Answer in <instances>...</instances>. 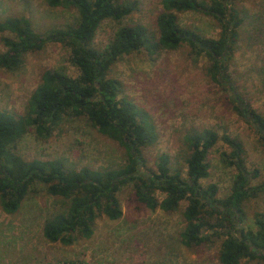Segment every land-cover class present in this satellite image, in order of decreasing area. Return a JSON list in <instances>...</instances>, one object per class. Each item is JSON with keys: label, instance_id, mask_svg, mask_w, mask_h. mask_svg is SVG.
<instances>
[{"label": "rangeland", "instance_id": "374dc122", "mask_svg": "<svg viewBox=\"0 0 264 264\" xmlns=\"http://www.w3.org/2000/svg\"><path fill=\"white\" fill-rule=\"evenodd\" d=\"M137 10L125 17L123 23L139 22L156 35V16L162 9L161 0H137ZM241 17L239 39L228 54L227 72L216 81L209 71L212 59L198 53L189 42L177 48L162 47L156 53L141 49L124 53L111 66L110 74L123 85L129 95L147 111L154 125L156 142L144 151L149 174L157 170L159 152H167L173 161L184 168L181 157L182 137L191 128L213 127L219 136L229 134L241 141L243 157L250 171H258L250 185L264 183V142L251 124L238 112L233 99L241 97L264 116V0H230ZM181 25L209 38H218L220 25L211 15L195 10L175 11ZM26 16L32 27L44 32L74 19L73 8L51 7L46 0H0V19ZM113 19L103 20L95 34V43L105 47L118 28ZM0 52L5 50L1 41ZM64 65L68 73L78 76V68L70 60V50L59 40H49L36 52L26 55L15 71L0 66V109L22 114L31 92L37 87L42 72L49 67ZM17 151L26 157H59L69 167L81 169L120 168L126 164L122 147L99 133L84 119L64 117L43 138L30 130L16 144ZM229 146L221 139L210 149L207 158L210 175L202 180L207 186L216 183L218 197L232 191L238 172L230 165ZM159 197L163 193L158 192ZM123 215L111 220L100 215L90 237H78L65 244L50 241L43 234L46 219L63 208L60 197L47 191V183L38 180L27 195L19 212L6 214L0 208V264H219L218 250L226 235L211 237L205 244L188 248L180 235L185 226L183 210H151L140 203L133 183H125L118 192ZM244 216L238 231H256V218L264 215V190L245 200ZM211 233V231H208ZM240 264H264L259 258L241 260Z\"/></svg>", "mask_w": 264, "mask_h": 264}, {"label": "trees", "instance_id": "16d2710c", "mask_svg": "<svg viewBox=\"0 0 264 264\" xmlns=\"http://www.w3.org/2000/svg\"><path fill=\"white\" fill-rule=\"evenodd\" d=\"M161 2L156 35L142 23H123L138 9L137 0H46L51 7L73 8L76 15L72 21L44 32L35 30L23 15L0 19V33H10L1 37L5 46L0 52L1 67L15 71L28 53L42 49L49 40H59L69 48L70 60L79 70L78 76H72L64 65L46 68L22 114L0 109V208L6 214H16L34 183L46 182L47 191L60 197L64 206L46 219L43 234L50 241L70 244L78 237H90L100 215L111 220L121 218L118 192L123 184L132 182L137 200L151 210L160 207L177 211L182 201H188L180 235L184 246L198 247L211 237L225 234L218 250L219 264H240L248 258L264 262V215L256 218V231L241 230L240 235L227 231H238L245 200L259 189L264 190V183L250 185L258 171L248 170L240 140L229 134L219 136L213 127L191 128L182 137L184 168L169 153L159 152L155 157L157 170L149 174L143 171L147 160L144 151L156 142L157 133L148 112L123 93L122 82L110 74L111 66L124 53L143 48L156 53L162 47L177 48L187 41L198 53L204 52L212 59L209 71L221 82L242 22L237 9L229 5L230 0ZM187 9L216 19L221 28L218 38L206 37L181 25L175 11ZM105 19H113L119 26L107 46L100 47L94 38ZM233 103L264 142V116L239 96ZM64 117L84 119L99 133L116 141L123 149L126 164L120 168L77 169L59 157H26L17 151L16 144L25 133L32 130L47 138ZM219 139L230 148L222 155L238 170L232 191L225 198L218 197L216 183L202 184L210 175L208 152ZM158 192L163 196L159 197Z\"/></svg>", "mask_w": 264, "mask_h": 264}, {"label": "built area", "instance_id": "2783aa9c", "mask_svg": "<svg viewBox=\"0 0 264 264\" xmlns=\"http://www.w3.org/2000/svg\"><path fill=\"white\" fill-rule=\"evenodd\" d=\"M64 264V263H63ZM67 264H74V263H67Z\"/></svg>", "mask_w": 264, "mask_h": 264}]
</instances>
